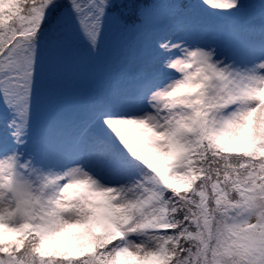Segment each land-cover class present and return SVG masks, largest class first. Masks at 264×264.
Returning <instances> with one entry per match:
<instances>
[{"label":"snow or ice","instance_id":"obj_1","mask_svg":"<svg viewBox=\"0 0 264 264\" xmlns=\"http://www.w3.org/2000/svg\"><path fill=\"white\" fill-rule=\"evenodd\" d=\"M112 28L130 87L38 123L45 69ZM0 111V264H264V0H0Z\"/></svg>","mask_w":264,"mask_h":264},{"label":"rangeland","instance_id":"obj_2","mask_svg":"<svg viewBox=\"0 0 264 264\" xmlns=\"http://www.w3.org/2000/svg\"><path fill=\"white\" fill-rule=\"evenodd\" d=\"M183 1H184L183 3L187 4L185 0ZM160 3L166 4L167 2L162 0ZM190 3H193V1L190 0ZM189 15L191 16V14ZM210 17L218 19V17H213V16ZM174 22H175V17L171 16L167 9H161L155 21V26L159 25L160 27H164ZM205 22L206 23L210 22V19H205ZM110 39H112V42H114L117 39L114 32H112V29L108 31L104 36L100 45L99 52L96 54L89 53L88 50L87 51H84L83 49L80 50V48L78 47L79 44H82L85 48L87 47L77 39H75L76 41H78V43L76 44H71L69 42L66 43L65 47H67V51L63 56L72 54V52L78 53L84 51L85 52L84 58L73 59L74 57L71 55L72 60H70L69 62L68 60H66L65 62L56 61L51 67L45 69L44 75L40 83V86L44 89L43 93H46L41 96L43 98H42V102L40 103L43 108L42 111L35 112V120L38 123H44L58 117L70 115L69 113L74 114L75 112H77L79 110L78 108H71L67 105V102L69 100L76 101L77 96L79 98L102 97L104 99H108L111 98L115 93L122 94L127 89L125 87H122V85H120L118 90L113 92L111 95H108L105 92L104 87L102 89H99V91L97 89H91L94 81L96 80L100 81L101 78L96 79L91 83L86 82V73H85L86 65L91 64L96 58L102 59L104 57V55L106 54L105 51L110 48L111 45ZM63 56L62 58H64ZM82 57L83 56H81V58ZM100 65H101L100 62L97 61L94 64L93 69L99 70ZM129 78L132 79V75L124 77V82L126 84H128ZM50 85H52L53 88ZM98 88H101V86H98ZM48 90L56 91L55 96L56 98L59 99V103H57L56 105H52L51 100L50 99L47 100V98L50 96V94L47 93ZM94 92H97V94ZM48 104L51 105V107L49 106L47 107ZM2 117H3V113H0V119H2Z\"/></svg>","mask_w":264,"mask_h":264},{"label":"trees","instance_id":"obj_3","mask_svg":"<svg viewBox=\"0 0 264 264\" xmlns=\"http://www.w3.org/2000/svg\"><path fill=\"white\" fill-rule=\"evenodd\" d=\"M161 1L162 0H156L157 3H160ZM163 1H166L167 3L172 2V0H163ZM192 1L193 3H198V0H192ZM181 2L183 3L184 1L181 0ZM185 2L189 4L190 0H185ZM190 14L192 20L202 28H208L205 19H210V22L208 23H210V27L213 30H216L223 22L222 20H220V18L215 19V18H211L210 16H206V14L201 12L199 9H194V11H191ZM158 26L159 25H157L156 27ZM112 32H114L117 39L114 42H112V39H110L111 45L110 48L105 51L106 54L104 55V57L102 59L96 58L91 64L86 65L85 68L86 82L91 83L92 81L101 78L100 81L99 80L94 81L91 89H97L99 91V89H102L104 87V90L108 95H111L113 92L118 90L120 85H122V87L129 88L130 85L132 84L133 80L131 78H129L128 84L124 82V77L132 75L130 72L125 70V65L127 64L128 60L136 53L139 47V41L135 35L129 33H122L116 30L115 28H112ZM68 42L71 44L78 43V41H76L75 39H72ZM78 47L80 48V50L83 49L84 51H87V48H85L82 44H79ZM66 51H67V47H64L57 61L65 62L66 60H68L69 62L70 60H72L71 55L74 57L73 59L84 58V54H85L84 51L78 53L72 52V54L63 56L66 53ZM62 56L64 58H62ZM81 56L83 57L81 58ZM97 61H99L101 65L99 70H94L93 66ZM52 65H49L48 67H51ZM50 86L52 87V85ZM98 86H101V88H98ZM43 90L44 89L40 86L39 99L35 107V112L42 111L43 107L41 106L40 102H42L43 97L41 96L43 94H46L43 93ZM97 92L94 93L97 94ZM47 93L50 94L47 100L50 99L52 105H56L57 103H59V99L56 98L55 96L56 94L55 90H48ZM115 94H120V93H115ZM88 99L89 98H79L77 96L76 101L69 100L67 102V105L71 108L79 109ZM48 106L51 107V105L49 104L47 105V107ZM0 113H2V111H0ZM69 114L71 115L72 113Z\"/></svg>","mask_w":264,"mask_h":264}]
</instances>
